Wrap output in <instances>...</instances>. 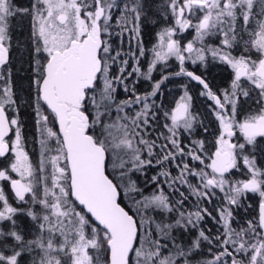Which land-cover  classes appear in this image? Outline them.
Listing matches in <instances>:
<instances>
[{
  "label": "snow or ice",
  "instance_id": "obj_1",
  "mask_svg": "<svg viewBox=\"0 0 264 264\" xmlns=\"http://www.w3.org/2000/svg\"><path fill=\"white\" fill-rule=\"evenodd\" d=\"M0 264H264V0H0Z\"/></svg>",
  "mask_w": 264,
  "mask_h": 264
},
{
  "label": "trees",
  "instance_id": "obj_2",
  "mask_svg": "<svg viewBox=\"0 0 264 264\" xmlns=\"http://www.w3.org/2000/svg\"><path fill=\"white\" fill-rule=\"evenodd\" d=\"M18 4H27L28 0H16ZM15 37L19 40L23 41L27 38L28 34V23L27 21H17L15 22ZM157 29L155 26H153L151 23H146L144 26V40L148 47H151V44L154 42L155 39V31ZM188 39H191L190 34H186ZM18 55V54H17ZM172 66L167 68V72H172L176 70L175 62H171ZM20 63H16V67H20ZM26 66V65H25ZM187 68L191 71H194L197 75H202L203 78H205L206 82L209 83L210 87L214 90H220L227 88L230 80L231 75H229L227 68L225 65L219 63V62H213L211 60V57H209L206 67L201 64L192 65L191 63H188ZM161 72L154 73V76L159 79L161 76ZM17 83L19 85L26 86V81L22 80L19 76L16 77ZM182 83L188 84V90L190 94L193 96V110L195 112H199L202 114V118H205V122L208 123L209 121L213 120V117L208 115V105L211 103L206 97L200 95V91L202 89V86L198 83L189 81L186 77H175L171 79L170 81H166L164 85H162V89L164 92V99L166 102L170 103L177 99L179 95L183 93V88L181 87ZM176 86L178 87V92L176 89ZM143 87V85H141ZM177 97V98H176ZM22 118H24L27 121L26 125V134L28 136H31L33 133H28L32 129V121L31 116L28 114V111L22 112ZM210 131L215 130V123L209 125ZM212 137L209 136V139ZM258 199V197H253V200ZM26 222V221H25ZM26 225V223H24Z\"/></svg>",
  "mask_w": 264,
  "mask_h": 264
},
{
  "label": "flooded vegetation",
  "instance_id": "obj_3",
  "mask_svg": "<svg viewBox=\"0 0 264 264\" xmlns=\"http://www.w3.org/2000/svg\"><path fill=\"white\" fill-rule=\"evenodd\" d=\"M226 68H227V71H228V73H229V75H231V69L230 68H228L227 66H225ZM176 89H177V92H178V87L176 86ZM177 98V97H176ZM27 131V130H26ZM27 133V132H26ZM28 133H33V129H31V131L30 132H28ZM26 221V219L25 218H22L21 219V224H24V223H26L27 224V221Z\"/></svg>",
  "mask_w": 264,
  "mask_h": 264
},
{
  "label": "water",
  "instance_id": "obj_4",
  "mask_svg": "<svg viewBox=\"0 0 264 264\" xmlns=\"http://www.w3.org/2000/svg\"><path fill=\"white\" fill-rule=\"evenodd\" d=\"M188 79V78H187ZM191 82H195V81H191ZM195 83H197V82H195Z\"/></svg>",
  "mask_w": 264,
  "mask_h": 264
}]
</instances>
